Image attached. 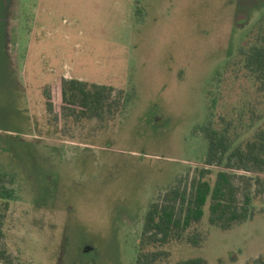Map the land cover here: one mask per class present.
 Wrapping results in <instances>:
<instances>
[{
	"label": "rangeland",
	"instance_id": "rangeland-1",
	"mask_svg": "<svg viewBox=\"0 0 264 264\" xmlns=\"http://www.w3.org/2000/svg\"><path fill=\"white\" fill-rule=\"evenodd\" d=\"M263 35L264 0H0L9 264H135L149 205L205 167L198 129L208 115L235 145L264 129V78L240 57ZM60 77L123 90L132 101L103 125H55L44 94ZM237 176L241 192H254L250 174ZM252 213L221 230L205 210L194 228L202 245L157 248L170 254L162 264L264 259L263 203L255 200Z\"/></svg>",
	"mask_w": 264,
	"mask_h": 264
},
{
	"label": "trees",
	"instance_id": "trees-1",
	"mask_svg": "<svg viewBox=\"0 0 264 264\" xmlns=\"http://www.w3.org/2000/svg\"><path fill=\"white\" fill-rule=\"evenodd\" d=\"M244 69L255 79L264 78V35L259 45L240 52ZM50 122L81 124L97 121L100 124L113 120L132 101L123 90L104 85L58 78L57 84L44 94ZM211 114L198 129L207 143L204 168L192 178L177 179L175 185L151 203L143 219L135 264H162L170 254L157 248L173 242L200 247L203 235L194 231L207 210L210 226L228 230L253 215L252 204L259 200L264 205V129L258 130L245 143L235 145L227 127L214 128ZM214 168H222L210 177ZM0 172H2L0 170ZM237 173L250 174L255 190L241 192L236 184ZM0 177V261L11 263L2 234L5 212L12 191L4 186ZM241 192V198H240ZM151 248V250L149 249ZM174 264H207L202 258H190ZM247 264H264L263 258Z\"/></svg>",
	"mask_w": 264,
	"mask_h": 264
}]
</instances>
